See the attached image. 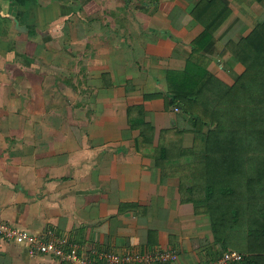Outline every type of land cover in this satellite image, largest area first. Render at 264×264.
Returning a JSON list of instances; mask_svg holds the SVG:
<instances>
[{
    "label": "crops",
    "instance_id": "1",
    "mask_svg": "<svg viewBox=\"0 0 264 264\" xmlns=\"http://www.w3.org/2000/svg\"><path fill=\"white\" fill-rule=\"evenodd\" d=\"M263 21L264 0H0V222L52 229L96 264L161 250L176 260L137 264H205L229 249L258 256L233 243L245 240L238 219L214 233L180 188L189 171L162 179L154 155L159 135L188 128L165 105L168 75L195 49L233 83L244 66L231 49ZM141 127L152 141L138 139ZM0 264L68 263L0 239Z\"/></svg>",
    "mask_w": 264,
    "mask_h": 264
},
{
    "label": "trees",
    "instance_id": "2",
    "mask_svg": "<svg viewBox=\"0 0 264 264\" xmlns=\"http://www.w3.org/2000/svg\"><path fill=\"white\" fill-rule=\"evenodd\" d=\"M231 52L244 66L231 84L197 62L195 49L184 71L168 75L165 105L176 104L188 128L175 130L176 138L159 135L154 156L162 179L175 176V167L189 171L178 174L180 188L209 213L214 233L223 219H238L232 222L245 240L233 243L259 252L243 260L260 257L264 264V21ZM139 129V140L152 141L151 127ZM183 132L192 134L188 146L178 137ZM168 156L177 161L166 162Z\"/></svg>",
    "mask_w": 264,
    "mask_h": 264
},
{
    "label": "built area",
    "instance_id": "3",
    "mask_svg": "<svg viewBox=\"0 0 264 264\" xmlns=\"http://www.w3.org/2000/svg\"><path fill=\"white\" fill-rule=\"evenodd\" d=\"M175 111L178 109L175 108ZM0 239L24 247L29 255L47 254L53 255L68 264H96L85 256L79 254L78 250L71 245H66L63 240L52 229H46L41 235L37 233L10 226L0 222ZM108 264H116L119 261L123 264L142 263V262H171L175 261L177 256L170 250L149 251L144 254H126L118 256L116 254H106ZM244 256L236 250H226L214 260L205 264H226L228 262H241ZM101 264V263H97ZM106 264V263H102Z\"/></svg>",
    "mask_w": 264,
    "mask_h": 264
},
{
    "label": "rangeland",
    "instance_id": "4",
    "mask_svg": "<svg viewBox=\"0 0 264 264\" xmlns=\"http://www.w3.org/2000/svg\"><path fill=\"white\" fill-rule=\"evenodd\" d=\"M240 248H243L242 246H239Z\"/></svg>",
    "mask_w": 264,
    "mask_h": 264
}]
</instances>
